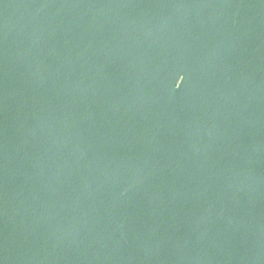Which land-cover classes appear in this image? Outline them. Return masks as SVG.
I'll list each match as a JSON object with an SVG mask.
<instances>
[{
    "label": "water",
    "instance_id": "1",
    "mask_svg": "<svg viewBox=\"0 0 264 264\" xmlns=\"http://www.w3.org/2000/svg\"><path fill=\"white\" fill-rule=\"evenodd\" d=\"M0 264H264V0H0Z\"/></svg>",
    "mask_w": 264,
    "mask_h": 264
}]
</instances>
